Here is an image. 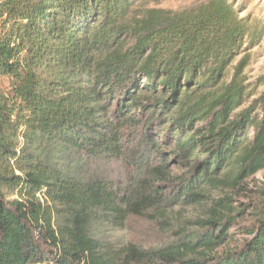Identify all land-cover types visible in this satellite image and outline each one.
I'll return each mask as SVG.
<instances>
[{
	"label": "trees",
	"instance_id": "trees-1",
	"mask_svg": "<svg viewBox=\"0 0 264 264\" xmlns=\"http://www.w3.org/2000/svg\"><path fill=\"white\" fill-rule=\"evenodd\" d=\"M141 1L0 0V264H264V211L219 252L235 222L221 201L159 248L94 235L264 169V91L240 111L249 63L224 80L263 25L229 0L132 16Z\"/></svg>",
	"mask_w": 264,
	"mask_h": 264
},
{
	"label": "rangeland",
	"instance_id": "rangeland-1",
	"mask_svg": "<svg viewBox=\"0 0 264 264\" xmlns=\"http://www.w3.org/2000/svg\"><path fill=\"white\" fill-rule=\"evenodd\" d=\"M209 0H143L133 12L134 17H139L147 12L166 10L184 12L192 10ZM239 9L241 17L252 19L251 24H261L264 28V0H229ZM249 63L245 68L242 78L252 91L251 97H246L242 102L240 111L246 109L260 93L264 91V30L262 37L255 45L247 48L243 53L230 60L226 66L224 80L231 83L235 67L242 61ZM243 105H246L245 107ZM239 111V112H240ZM160 141V140H157ZM166 149H172L170 145ZM169 167L176 173L185 170L184 166L174 161L169 162ZM132 169L120 165L113 173L115 177L127 180ZM168 190V187H165ZM167 196L170 194L166 191ZM197 204H178L167 209L163 215H155L151 211L143 217H131L124 228H114L108 224H99L95 228L94 235L103 241L113 244L116 249H122L130 245L141 248H159L165 246L178 238L180 233H195L197 224L211 216V210H221L217 207L219 201L230 205L235 212L226 214L227 217L235 219L231 229V238L224 247L219 250H237L244 247L250 238V232L257 223L258 214L264 211V169L256 174L243 177L234 188L219 186L214 191H209ZM238 213V214H237Z\"/></svg>",
	"mask_w": 264,
	"mask_h": 264
}]
</instances>
